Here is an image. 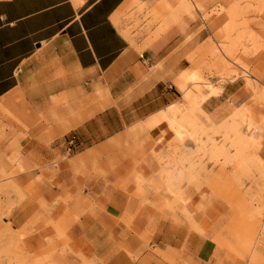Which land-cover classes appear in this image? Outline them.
Masks as SVG:
<instances>
[{
  "label": "crops",
  "instance_id": "crops-1",
  "mask_svg": "<svg viewBox=\"0 0 264 264\" xmlns=\"http://www.w3.org/2000/svg\"><path fill=\"white\" fill-rule=\"evenodd\" d=\"M131 1L0 0V108L18 99L14 122L0 118V234L30 263L234 264L213 241L218 214L191 185L162 208L174 195L153 156L171 136L162 115L180 103L175 82L211 32L197 11L175 10L178 0H135L181 13L138 51L114 24ZM243 86L226 82L201 111L246 103ZM251 137L264 166L261 122Z\"/></svg>",
  "mask_w": 264,
  "mask_h": 264
},
{
  "label": "rangeland",
  "instance_id": "rangeland-1",
  "mask_svg": "<svg viewBox=\"0 0 264 264\" xmlns=\"http://www.w3.org/2000/svg\"><path fill=\"white\" fill-rule=\"evenodd\" d=\"M220 1L178 0L175 10L192 19L197 11L211 34L197 47L198 65L175 82L180 103L162 115L171 136L165 151L153 156L163 165L160 180L174 195L162 208L178 204L181 195L175 192L181 183L191 185L218 214L213 236L217 249L231 262L236 260L234 264H264V166L255 156L258 143L251 137L256 123L264 126V116L257 119L254 112L264 111V0ZM149 9L133 0L114 20L119 33H126L138 51L152 32L181 14L164 3ZM235 79L244 82L250 99L237 106L231 97L212 115L203 113V100ZM11 98L0 108L4 122H14L13 103L18 99ZM21 111L26 112L24 107ZM13 239L0 234V240L9 241L0 247V259L6 261L0 264H45L30 263L28 250L14 247Z\"/></svg>",
  "mask_w": 264,
  "mask_h": 264
},
{
  "label": "built area",
  "instance_id": "built-area-1",
  "mask_svg": "<svg viewBox=\"0 0 264 264\" xmlns=\"http://www.w3.org/2000/svg\"><path fill=\"white\" fill-rule=\"evenodd\" d=\"M78 145L75 143L73 138H69L66 141V150L67 152H72L75 151L77 149Z\"/></svg>",
  "mask_w": 264,
  "mask_h": 264
}]
</instances>
